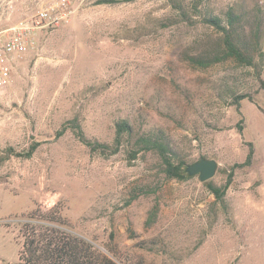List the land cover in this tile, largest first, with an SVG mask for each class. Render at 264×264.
Wrapping results in <instances>:
<instances>
[{
  "label": "rangeland",
  "instance_id": "374dc122",
  "mask_svg": "<svg viewBox=\"0 0 264 264\" xmlns=\"http://www.w3.org/2000/svg\"><path fill=\"white\" fill-rule=\"evenodd\" d=\"M55 1L0 0V29ZM229 6L241 13L252 64H196L192 56L223 53L222 33L205 15ZM33 36L0 87V264L17 261L27 215L57 201L73 230L108 254L115 243L120 256L146 264H264V0H71L65 20ZM240 92L253 100L232 104ZM72 117L109 143L118 119L163 127L189 164L200 155L217 161L206 181L223 185L232 173L224 200L198 174L165 177L152 152L106 156L70 128L57 135ZM34 141L30 157L5 151ZM248 142L251 164L233 167ZM142 183L153 191L130 200ZM155 203L156 221L145 227ZM150 239L152 249L139 246Z\"/></svg>",
  "mask_w": 264,
  "mask_h": 264
},
{
  "label": "trees",
  "instance_id": "16d2710c",
  "mask_svg": "<svg viewBox=\"0 0 264 264\" xmlns=\"http://www.w3.org/2000/svg\"><path fill=\"white\" fill-rule=\"evenodd\" d=\"M112 1L117 0H98V2ZM174 1L171 0L173 3ZM176 5L181 8L179 4ZM180 12L184 17L187 16L184 10ZM205 16L206 21L222 33L224 50L222 54H216L213 57L192 56V60L200 66H207L223 58L233 57L239 62L252 64L254 59L250 49L252 45L243 40L242 33L238 31L237 22L242 17L241 13L237 12L233 6H229L222 15L207 13ZM256 75L257 79L261 81L260 75L258 73ZM244 98L253 100L249 92H240L233 95L232 104L239 106L240 101ZM114 126V135L110 143L88 137L77 117L65 120L56 134L61 135L66 128H70L91 152L97 151L106 156L118 152L122 147L126 148L130 159L136 158L140 152H152L157 155L165 177L180 181L191 177L185 170L189 164L185 154L173 143V139L163 127L141 126L136 128L130 120L124 118L116 120ZM38 144V141H34L23 151H17L9 146L5 148V151L7 154H14L15 156L30 157ZM248 146L245 159L233 164V167L251 164L254 148L251 142H248ZM200 158H206V156L200 155L198 159ZM231 176L232 173L229 172L223 185L205 182L207 188L218 201L224 200L225 190L230 183ZM148 186L142 183L135 187V192L130 200L139 194L152 192L153 189ZM157 214L158 204L155 203L147 212L144 221L145 227H150L156 221ZM72 227L64 215L63 207L59 201L46 209L35 208L21 223L20 230L23 241L15 264H146L142 257L130 259L120 256L115 243L105 245L108 254L97 246L92 239L76 233ZM110 238H113L112 233H110ZM155 243V240L150 239L142 241L139 246L152 249L150 245Z\"/></svg>",
  "mask_w": 264,
  "mask_h": 264
},
{
  "label": "built area",
  "instance_id": "2783aa9c",
  "mask_svg": "<svg viewBox=\"0 0 264 264\" xmlns=\"http://www.w3.org/2000/svg\"><path fill=\"white\" fill-rule=\"evenodd\" d=\"M71 0H56L50 5L41 6L29 20L0 29V87L12 80V67L17 56L34 44L36 29L55 27L68 17Z\"/></svg>",
  "mask_w": 264,
  "mask_h": 264
},
{
  "label": "water",
  "instance_id": "95a60500",
  "mask_svg": "<svg viewBox=\"0 0 264 264\" xmlns=\"http://www.w3.org/2000/svg\"><path fill=\"white\" fill-rule=\"evenodd\" d=\"M217 168V161L213 158H200L193 163L188 164L185 170L189 175L198 174L200 181H206L211 178Z\"/></svg>",
  "mask_w": 264,
  "mask_h": 264
}]
</instances>
